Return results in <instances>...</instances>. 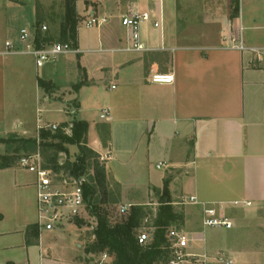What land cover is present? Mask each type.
<instances>
[{"label":"crops","instance_id":"0c3cea01","mask_svg":"<svg viewBox=\"0 0 264 264\" xmlns=\"http://www.w3.org/2000/svg\"><path fill=\"white\" fill-rule=\"evenodd\" d=\"M240 5L236 18L213 5L180 21L176 0H76L72 57H58L54 70L35 67L34 78L22 62L0 58V138L29 134L18 89L22 79H31L38 115L41 105L58 101L87 123L85 146L104 163L106 186L117 187L123 206L153 211L164 183L173 207L191 196L218 204L233 228L218 230L210 245L200 207L185 206L189 215L182 228L202 238L192 248L201 244L196 253H225L232 264H264V59L247 50L264 44L244 45L243 31L260 26L256 18L246 22ZM129 12L149 15L139 27L141 50H132L131 31L121 24ZM4 16L0 39L19 47ZM89 18L98 26L82 27ZM219 24V33L191 28ZM230 34L247 49L231 48ZM167 73L172 84L151 83L153 74ZM37 79L51 82L54 93L40 89ZM81 80L85 84L74 92ZM57 94L61 100H53ZM102 110L107 119H100ZM90 114L98 120H89ZM35 182L19 167L0 169V264H83L75 224L38 227Z\"/></svg>","mask_w":264,"mask_h":264},{"label":"rangeland","instance_id":"374dc122","mask_svg":"<svg viewBox=\"0 0 264 264\" xmlns=\"http://www.w3.org/2000/svg\"><path fill=\"white\" fill-rule=\"evenodd\" d=\"M236 2L239 11V0H176L180 21L183 20L184 17L185 19L188 20L190 17L193 18L194 16H197L198 14L203 13L205 11L210 12L211 7H213V5H216V7L219 8V13H222L224 17L228 16L231 18V16L234 15L233 7ZM240 7H241V11L244 13L246 22L253 21L256 18V21L260 26L259 28L260 30L243 31L242 36L243 39L245 40L244 45L248 43L264 44V0H241ZM4 14L8 19L7 20L8 23L12 22V24L9 26L8 29L12 30L17 35L19 34L20 28L25 27L28 29L32 26L33 33H35V35L36 33H38L40 36L48 37L54 42H58L57 39L59 36V31L64 21V17H63L64 0H0V26L1 23L3 24V21L5 25V19H3V17L5 18ZM83 25L84 24H81L82 27H84ZM182 25H180L179 29H183L185 27ZM42 27H45V30H42ZM191 28L197 29L202 33H210V32L219 33L221 30H223V26L220 24L214 26L197 25ZM82 29L83 28H81V31H83ZM2 36L3 33L2 31H0V38ZM67 57H72V55H67ZM11 60L22 62L28 70L27 76L28 77L31 76V78H34L32 76H34L33 71L35 70V65L31 57L13 56L11 57ZM55 62L48 63L44 65L43 68L40 69H42L43 71L49 68L54 70V68L56 67ZM70 79H72L71 76ZM20 85L21 87L20 89H18L20 94L19 102L22 101L21 104L23 107L22 110L24 112L23 114L25 115V117H27L30 135H33L36 132L35 137L37 138L38 133L41 129L48 130L47 127L52 124H55L59 127L61 123L63 124V122H66L68 120L78 121L80 119L81 116L76 113V109L74 108L71 109L74 111V115L68 114L66 112H68L69 110L67 111V109H65V106L62 103H59L58 101H53L49 103L47 102L44 108H42L43 105H41L40 107L41 114L38 115L36 113V109L38 107V102L36 101L38 94L36 92V89L33 87V82H31V79L29 80L26 78L25 81H23V79L20 81ZM52 93H54V91L47 94H52ZM57 99H60L58 94L53 98V100H57ZM71 104L72 102H70V105ZM68 106L69 105H67V107ZM37 115L39 117H37ZM87 118L89 120L92 119L95 121L98 120L93 116V114H90L89 117ZM65 124H67L66 127L67 130H69V133H71L70 132L71 122ZM37 126H40L41 128L38 130L36 129ZM29 134L22 136L17 135V137L29 138ZM0 136H3L2 130L0 131ZM10 136L6 135V138ZM85 141H86V137H85ZM50 142L51 140H48V143ZM66 148H67V153L57 154V165L59 170L58 172H55V174L59 181L67 180L68 182H77V183H81L82 185V188L85 192L84 214H83V218L77 220L73 224H75L77 230L80 233V239L82 245V252H81L82 256H80V262L83 264H95V261L98 259V255L85 253V247H87L93 239L92 233L96 225V218L92 214H94L95 212L104 211L108 215L110 222L114 223L119 219L118 217L119 209L120 207L123 206V203L118 199L117 196L118 194L116 191L117 187L112 186L108 188L107 186L106 193H103L95 185L93 178L94 161H98L99 165L101 167H104V163L99 158L90 157L89 155H86L84 161L85 164L84 172L78 177L71 176L69 173L70 171L69 164L71 165L72 163L76 162V159L79 156V152L77 146L75 145L67 146ZM54 153L55 150L48 147L41 148L39 150L40 158L44 166L46 167L48 166L49 168H51L52 164H50L49 160L53 157ZM12 155L13 154L11 150L10 151L6 150L5 146L0 145V156L14 157ZM19 155H22V153H20ZM17 160L18 157L15 161V167H18ZM153 170H155V168ZM159 171H161V169ZM157 207L158 206L156 205V206H152L151 208H153L154 209L153 211H155ZM175 207H174V211L176 213H180L183 216V224H184L185 215L188 214L186 212L187 210L185 206L178 205ZM218 230H222V229L206 228L203 230V232H205L206 234L207 245H210L211 242L215 241L214 236L215 233L219 232ZM200 248H201V244H196L193 251L200 252L199 251ZM70 253L65 254L67 256L66 260L70 256ZM55 254H57L56 256H58V253Z\"/></svg>","mask_w":264,"mask_h":264},{"label":"built area","instance_id":"2783aa9c","mask_svg":"<svg viewBox=\"0 0 264 264\" xmlns=\"http://www.w3.org/2000/svg\"><path fill=\"white\" fill-rule=\"evenodd\" d=\"M149 19L147 13L129 12L122 17V26L131 31L132 50H141L139 44V27L140 24ZM98 20L89 18L85 21L86 28L98 26ZM158 27V24H154ZM45 30V27H42ZM35 33L33 29L23 28L19 31L17 43L9 39H0V58L12 56H29L33 59L36 68H41L48 63L54 62L59 56L75 54L77 51L70 43L46 42L43 36L39 43L35 42ZM227 41L230 47L237 50H246L240 37L229 35ZM254 53L257 59L264 56V49H247ZM173 75L153 74L150 78L154 84H172ZM108 111L102 110L100 119H107ZM41 127H38V130ZM54 132L58 126L52 124L47 127ZM65 134L70 135L67 128ZM19 168L24 169L35 175L36 190V214L37 225L42 227H53L68 223H75L83 218L84 214V192L81 183L68 182L67 180L59 181L56 174L50 168H46L41 161L39 150L30 155H22L17 160ZM159 166H157L158 168ZM249 206L246 202H233V206ZM177 205L198 206L200 207L201 217L200 224L202 230L206 228L230 230L233 228L232 220L222 213V207L218 204H208L198 202L196 197H183ZM131 206H122L119 209V215H126ZM151 217L146 216L137 233V243L145 246L151 240L152 227ZM168 249L170 259L168 264H232V260L225 253L209 255L207 253H196L192 246L196 242H201L202 238L197 234H190L182 227H171L167 231ZM113 258L106 253L98 255L95 264H112Z\"/></svg>","mask_w":264,"mask_h":264},{"label":"trees","instance_id":"16d2710c","mask_svg":"<svg viewBox=\"0 0 264 264\" xmlns=\"http://www.w3.org/2000/svg\"><path fill=\"white\" fill-rule=\"evenodd\" d=\"M76 0H64V21L59 31L58 43H70L73 48L77 44V26L79 17L75 8ZM236 18L238 14L237 2L233 7ZM42 36L36 33L35 42L39 43ZM46 42H54L48 37L43 38ZM85 80H81L72 86V90L77 92ZM37 85L46 93L52 90V84L49 81L37 79ZM67 124L59 125L54 132L41 129L38 137L21 138L12 135L8 138H0V144L5 146L6 150L12 151L14 157L0 156V169L14 167L17 157L30 155L41 148H52L55 150L53 157L49 160L51 170L58 172L57 154L67 153V146H77L79 156L76 162L69 164V173L71 176L78 177L85 170L86 155L97 157L91 150L85 146V137L88 125L84 121H71L70 135L65 134L64 129ZM48 140H51L48 143ZM22 153V155H19ZM98 158V157H97ZM46 167V166H45ZM46 168H49L48 166ZM93 178L97 188L106 193V175L104 167H101L98 161H94ZM84 192V190H83ZM85 199V192H84ZM157 209L152 211L146 207L131 206L126 215H118V221L111 223L108 215L104 211L95 212L96 225L92 233V241L85 247L86 254L100 255L106 253L113 258L112 264H168L170 251L168 249L167 231L171 227L180 228L183 226V216L174 211L168 195L167 184L164 183L162 195L159 198ZM146 216L151 217L154 231L151 240L145 246L137 243V233L143 219ZM35 238L38 233L35 231ZM11 264V263H8Z\"/></svg>","mask_w":264,"mask_h":264}]
</instances>
